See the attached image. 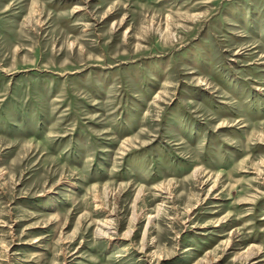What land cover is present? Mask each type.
I'll return each instance as SVG.
<instances>
[{
  "label": "rangeland",
  "instance_id": "obj_1",
  "mask_svg": "<svg viewBox=\"0 0 264 264\" xmlns=\"http://www.w3.org/2000/svg\"><path fill=\"white\" fill-rule=\"evenodd\" d=\"M0 264H264V0H0Z\"/></svg>",
  "mask_w": 264,
  "mask_h": 264
},
{
  "label": "bare ground",
  "instance_id": "obj_2",
  "mask_svg": "<svg viewBox=\"0 0 264 264\" xmlns=\"http://www.w3.org/2000/svg\"><path fill=\"white\" fill-rule=\"evenodd\" d=\"M235 230V229H234Z\"/></svg>",
  "mask_w": 264,
  "mask_h": 264
}]
</instances>
